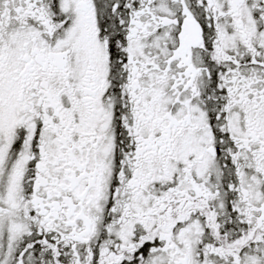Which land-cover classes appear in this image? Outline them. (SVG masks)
<instances>
[{"label":"snow or ice","instance_id":"6c2138e0","mask_svg":"<svg viewBox=\"0 0 264 264\" xmlns=\"http://www.w3.org/2000/svg\"><path fill=\"white\" fill-rule=\"evenodd\" d=\"M0 264H264V0H0Z\"/></svg>","mask_w":264,"mask_h":264}]
</instances>
